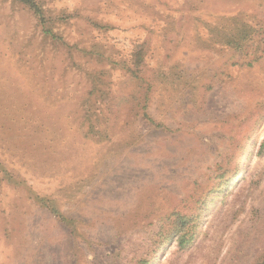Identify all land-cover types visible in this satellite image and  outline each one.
I'll use <instances>...</instances> for the list:
<instances>
[{
    "label": "rangeland",
    "instance_id": "obj_1",
    "mask_svg": "<svg viewBox=\"0 0 264 264\" xmlns=\"http://www.w3.org/2000/svg\"><path fill=\"white\" fill-rule=\"evenodd\" d=\"M0 0V264H264V0Z\"/></svg>",
    "mask_w": 264,
    "mask_h": 264
},
{
    "label": "trees",
    "instance_id": "obj_2",
    "mask_svg": "<svg viewBox=\"0 0 264 264\" xmlns=\"http://www.w3.org/2000/svg\"><path fill=\"white\" fill-rule=\"evenodd\" d=\"M20 1L31 4L33 8L37 9V12L40 13L39 9L36 7V5L33 4L32 0H20Z\"/></svg>",
    "mask_w": 264,
    "mask_h": 264
}]
</instances>
